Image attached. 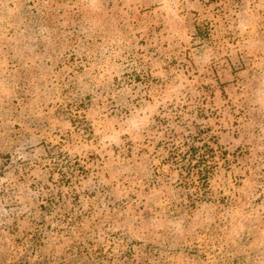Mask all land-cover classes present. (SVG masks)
<instances>
[{"label": "rangeland", "instance_id": "1", "mask_svg": "<svg viewBox=\"0 0 264 264\" xmlns=\"http://www.w3.org/2000/svg\"><path fill=\"white\" fill-rule=\"evenodd\" d=\"M0 264H264V0H0Z\"/></svg>", "mask_w": 264, "mask_h": 264}, {"label": "crops", "instance_id": "2", "mask_svg": "<svg viewBox=\"0 0 264 264\" xmlns=\"http://www.w3.org/2000/svg\"><path fill=\"white\" fill-rule=\"evenodd\" d=\"M158 8H159V6H156L154 9H155L156 11H158ZM158 12H162V11L159 9Z\"/></svg>", "mask_w": 264, "mask_h": 264}, {"label": "trees", "instance_id": "3", "mask_svg": "<svg viewBox=\"0 0 264 264\" xmlns=\"http://www.w3.org/2000/svg\"><path fill=\"white\" fill-rule=\"evenodd\" d=\"M197 34H200L199 31L197 32Z\"/></svg>", "mask_w": 264, "mask_h": 264}]
</instances>
